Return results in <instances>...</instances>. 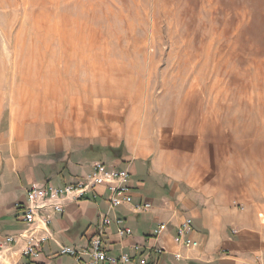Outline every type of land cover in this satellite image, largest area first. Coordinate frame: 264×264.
I'll list each match as a JSON object with an SVG mask.
<instances>
[{"label":"rangeland","instance_id":"obj_1","mask_svg":"<svg viewBox=\"0 0 264 264\" xmlns=\"http://www.w3.org/2000/svg\"><path fill=\"white\" fill-rule=\"evenodd\" d=\"M1 110L143 128L264 224V0H0Z\"/></svg>","mask_w":264,"mask_h":264},{"label":"crops","instance_id":"obj_2","mask_svg":"<svg viewBox=\"0 0 264 264\" xmlns=\"http://www.w3.org/2000/svg\"><path fill=\"white\" fill-rule=\"evenodd\" d=\"M97 118L81 120L72 129H50L0 111V241L25 229L21 216L30 185H68L91 172L95 162L127 169L124 185L131 194L130 203H150L149 210L133 213L123 204L110 210L107 193L98 187V195L85 193L65 201L62 211L53 213L48 224L51 238L34 248V256H22L25 244L18 241L12 248L17 252L14 261L86 262L89 256L80 253L88 247L100 216L108 213L111 223L101 236L106 253L116 258L126 253L133 264L141 259L145 264H264L262 222L211 197L189 171L180 170L184 158L167 150V143L149 138L143 128L137 135L136 130L128 133L106 114ZM116 216L123 219L119 226L113 222ZM186 220L190 221L188 231L181 237L178 229ZM123 227L130 234H119L118 228ZM60 245L76 249L79 261L59 254Z\"/></svg>","mask_w":264,"mask_h":264},{"label":"built area","instance_id":"obj_3","mask_svg":"<svg viewBox=\"0 0 264 264\" xmlns=\"http://www.w3.org/2000/svg\"><path fill=\"white\" fill-rule=\"evenodd\" d=\"M127 169H113L105 163L95 162L91 172L80 176L65 186H58L52 183H33L26 189L27 203L25 213L21 219L25 222V229L16 237H7L0 241V264H18L14 261L16 251L12 248L21 241L25 245L21 251V255H35V250L41 242L51 238L48 224L50 223L53 213L61 212L65 201H75L82 197L85 193L92 192L95 196L99 194L98 187H102L107 193L108 208L112 210L116 205L123 204L133 213L147 211L150 208V203H130L131 194L124 182L128 178ZM116 225H121L123 219L116 216L113 218ZM189 220H186L178 229V235L183 237L188 231ZM111 219L108 213L100 216L98 226L95 233L90 237L89 245L85 251L80 254L89 256L86 262L81 264H100L104 261L120 264H133L130 257L126 253H121L117 258L109 256L106 253V245L102 241V234L105 227L110 225ZM161 227H163L161 225ZM118 233L130 234L129 228H118ZM186 243H191V240L185 238ZM59 254L70 255L79 261L77 256L78 251L69 246H59ZM6 257L8 261H5ZM27 264H34L29 262ZM137 264H145L141 259Z\"/></svg>","mask_w":264,"mask_h":264},{"label":"bare ground","instance_id":"obj_4","mask_svg":"<svg viewBox=\"0 0 264 264\" xmlns=\"http://www.w3.org/2000/svg\"><path fill=\"white\" fill-rule=\"evenodd\" d=\"M2 258H4L5 261H8L6 257H2ZM0 259H1V258H0Z\"/></svg>","mask_w":264,"mask_h":264}]
</instances>
